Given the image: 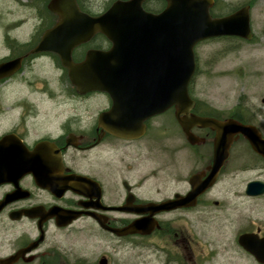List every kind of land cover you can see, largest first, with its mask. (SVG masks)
Wrapping results in <instances>:
<instances>
[{
  "label": "flooded vegetation",
  "instance_id": "obj_1",
  "mask_svg": "<svg viewBox=\"0 0 264 264\" xmlns=\"http://www.w3.org/2000/svg\"><path fill=\"white\" fill-rule=\"evenodd\" d=\"M212 1L213 18L238 9L225 12ZM46 2L20 3L36 21L26 37L14 33L19 27H0V65H12L0 79V264H264V220L251 222L247 211L234 208L227 212L216 199L227 167L264 176V160L244 139L231 145L213 185L193 205L184 200L213 168L215 132L190 126L191 116L233 119L260 130L264 113L249 100L231 112L218 110L189 90L194 105L187 114L170 107L128 124L109 94L77 93L55 54L35 52L52 25L47 16L56 18ZM109 47L96 35L73 50L72 60ZM46 64L52 80L45 70L34 71ZM13 85L22 87L16 97L8 94ZM178 119L186 120L193 142ZM238 143L247 159L231 161ZM245 186L246 200L264 199L247 196ZM221 211L235 232L218 237ZM132 225L137 232L123 233Z\"/></svg>",
  "mask_w": 264,
  "mask_h": 264
},
{
  "label": "water",
  "instance_id": "obj_2",
  "mask_svg": "<svg viewBox=\"0 0 264 264\" xmlns=\"http://www.w3.org/2000/svg\"><path fill=\"white\" fill-rule=\"evenodd\" d=\"M144 1H116L103 14L89 16L79 10L75 0H50L48 9L58 16V21L45 32L36 49L58 55L77 92L97 90L110 94L113 105L123 109L128 124L141 122L171 106L177 114H187L193 106L187 88L195 71L193 47L198 42L222 36L251 39L247 7L230 16L211 19L210 0H165L166 7L158 14L144 11ZM97 33L109 40L110 50L88 52L83 62L72 63V49ZM11 66L0 65V78L9 74ZM178 121L187 132L186 120ZM190 121V126L208 127L216 133L212 172L205 184L194 186L184 199L193 205L212 184L234 137L242 135L263 159L264 138L255 127L233 120L217 122L191 116ZM187 136L193 142V136ZM245 192L248 196L262 195L264 183L252 181ZM137 228L132 225L123 233H135Z\"/></svg>",
  "mask_w": 264,
  "mask_h": 264
},
{
  "label": "rangeland",
  "instance_id": "obj_3",
  "mask_svg": "<svg viewBox=\"0 0 264 264\" xmlns=\"http://www.w3.org/2000/svg\"><path fill=\"white\" fill-rule=\"evenodd\" d=\"M27 0H0V27L16 26L14 33L26 37L36 24L31 10L26 9L21 2ZM47 1V0H46ZM81 5L87 12L101 13L103 7H107L109 0H80ZM224 6L225 12L250 4V26L253 37L250 41H239L234 39H213L198 44L194 49L196 59V74L190 85L191 94L197 100L208 102L218 110L232 111L236 103L251 101L248 106L264 113V0H219ZM47 3V2H46ZM162 4L157 1H149L147 7L159 10ZM102 9V10H101ZM53 20L47 16V25ZM2 33H0V42ZM34 71L40 73L45 70L48 80H52L51 66H33ZM14 86V85H13ZM8 94L16 97V92L21 90L20 85L9 87ZM18 93V92H17ZM9 104V100L3 102ZM261 133L264 135V129ZM242 144L238 143L231 152L230 160L237 161L242 155L243 161L247 159V152L241 151ZM264 180V176L258 177L255 171L241 172L227 167L223 175L218 179L215 191H218V201L224 207L247 211L245 215L251 216V222L264 220V199L248 201L243 197V188L249 179ZM223 212H218V237L220 234L234 233L230 225L222 219ZM263 225V224H262ZM133 256L132 252H126Z\"/></svg>",
  "mask_w": 264,
  "mask_h": 264
},
{
  "label": "trees",
  "instance_id": "obj_4",
  "mask_svg": "<svg viewBox=\"0 0 264 264\" xmlns=\"http://www.w3.org/2000/svg\"><path fill=\"white\" fill-rule=\"evenodd\" d=\"M113 0H111L109 3H111ZM156 1H159V2H161V4L163 3L164 4V2L162 1V0H156ZM108 3V4H109ZM145 8L147 9V7L145 6ZM148 10V9H147Z\"/></svg>",
  "mask_w": 264,
  "mask_h": 264
}]
</instances>
